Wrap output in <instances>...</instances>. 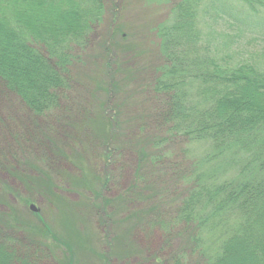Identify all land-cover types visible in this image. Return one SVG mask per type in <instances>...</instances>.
<instances>
[{
  "label": "rangeland",
  "instance_id": "rangeland-1",
  "mask_svg": "<svg viewBox=\"0 0 264 264\" xmlns=\"http://www.w3.org/2000/svg\"><path fill=\"white\" fill-rule=\"evenodd\" d=\"M208 1L194 13L202 49L264 69V14ZM185 3L105 0L87 49L73 52L69 94L45 117L32 116L0 86V240L15 257L32 264H202L195 248L213 245L210 234L230 227L232 220L221 222L230 207L205 219L217 218L205 228L174 219L192 192L194 160L209 149L167 136L166 122L153 119L162 64L157 26ZM228 161H202L198 170L222 167L231 177L244 164L241 157ZM212 200L199 198L197 224Z\"/></svg>",
  "mask_w": 264,
  "mask_h": 264
},
{
  "label": "trees",
  "instance_id": "trees-1",
  "mask_svg": "<svg viewBox=\"0 0 264 264\" xmlns=\"http://www.w3.org/2000/svg\"><path fill=\"white\" fill-rule=\"evenodd\" d=\"M199 1L187 0L182 9L171 11V19L159 24L156 33L162 64L152 87L159 99L153 119L166 122L167 136H183L191 146L209 149V155L194 160L192 192L177 204L174 219L205 228L217 225V218L209 224L205 219L230 207L232 211L221 218L226 227L232 220L230 227L222 235L210 234L213 245L195 248L205 257L202 264H264V69L232 64L202 49L194 21ZM216 1L220 0L208 2ZM231 1L264 14V0ZM104 8L105 0H0L3 91L35 118L57 110L71 90L73 52L89 44ZM223 157L228 162L241 157L243 167L231 177L222 167L202 174L198 170L202 161L210 164ZM255 169L259 176L252 177ZM203 195L214 199L208 214H201L203 223L197 224ZM143 223L145 228L147 222ZM12 252L1 239L0 264H32Z\"/></svg>",
  "mask_w": 264,
  "mask_h": 264
},
{
  "label": "water",
  "instance_id": "water-1",
  "mask_svg": "<svg viewBox=\"0 0 264 264\" xmlns=\"http://www.w3.org/2000/svg\"><path fill=\"white\" fill-rule=\"evenodd\" d=\"M32 208V207H31Z\"/></svg>",
  "mask_w": 264,
  "mask_h": 264
}]
</instances>
